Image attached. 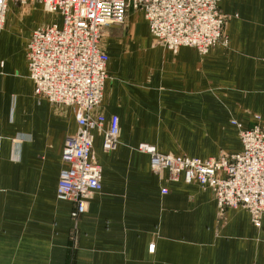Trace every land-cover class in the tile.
Here are the masks:
<instances>
[{
    "label": "crops",
    "instance_id": "obj_1",
    "mask_svg": "<svg viewBox=\"0 0 264 264\" xmlns=\"http://www.w3.org/2000/svg\"><path fill=\"white\" fill-rule=\"evenodd\" d=\"M25 8L9 1L0 29V264H264V217L256 227L243 208L220 212L209 189L154 173L135 149L207 158L241 150L234 121L264 130V0H220L228 44L207 53L168 50L132 8L104 29L99 111L104 126L117 116L119 142L105 153L95 133L102 187L77 220L73 203L56 197L75 111L35 95L26 63L32 31L60 17L13 46L9 18L17 22Z\"/></svg>",
    "mask_w": 264,
    "mask_h": 264
},
{
    "label": "built area",
    "instance_id": "obj_2",
    "mask_svg": "<svg viewBox=\"0 0 264 264\" xmlns=\"http://www.w3.org/2000/svg\"><path fill=\"white\" fill-rule=\"evenodd\" d=\"M25 7L38 3L45 12L60 17L59 24L34 29L26 45L28 76L38 97L75 111L76 130L66 137L61 152L64 167L56 186V197L73 203L74 220L87 209V202L101 190V166L93 158L95 133L102 136V151L118 145L119 121L112 115L106 122L99 111L108 78V55L101 46L104 29L123 24L129 8L140 11L150 35L172 52L180 46L206 53L220 42L227 18L220 12V0H0V29L8 2ZM242 148L199 158L158 152L139 143L135 149L149 157L154 173L166 171L168 179L197 183L209 189L218 210L243 208L252 224L261 226L264 217V130L258 124L248 128L234 121ZM162 192L166 189L162 188ZM150 251L153 250L151 245Z\"/></svg>",
    "mask_w": 264,
    "mask_h": 264
},
{
    "label": "rangeland",
    "instance_id": "obj_3",
    "mask_svg": "<svg viewBox=\"0 0 264 264\" xmlns=\"http://www.w3.org/2000/svg\"><path fill=\"white\" fill-rule=\"evenodd\" d=\"M25 7H26L25 10L27 11V13H25L23 16L19 17V20L17 22L15 21L12 23L11 21L13 20V17L10 16V18H9L11 25L8 27V31H9L8 38L12 42L13 46L18 45L19 43L21 45L23 38H24L23 36L26 34V32L33 25H35L36 23H39L40 21H44V23H45L46 22L45 20H49V18H51L52 16H56L53 13H48V12H45L44 10H42L41 7H39L37 3H29ZM8 14H10V13L8 12ZM5 20H6V18H5ZM5 20L3 23L4 25H6ZM53 24H59V22H55ZM223 26H224V24H223ZM138 27H139V30H141L144 28V25H139ZM222 32H223V27H222ZM224 36L226 37L225 43L220 42L218 44H223V45L228 44V38L225 34H224ZM135 41L136 40H134V42ZM181 140H184V139L182 138ZM184 141H186V140H184ZM149 145H151V144H149ZM151 146H153V145H151ZM155 149H156V147H155ZM101 171H102V169H101Z\"/></svg>",
    "mask_w": 264,
    "mask_h": 264
}]
</instances>
